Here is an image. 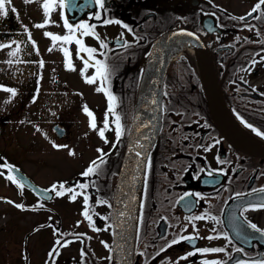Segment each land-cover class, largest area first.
Returning a JSON list of instances; mask_svg holds the SVG:
<instances>
[{"label":"flooded vegetation","instance_id":"1","mask_svg":"<svg viewBox=\"0 0 264 264\" xmlns=\"http://www.w3.org/2000/svg\"><path fill=\"white\" fill-rule=\"evenodd\" d=\"M258 2L106 0V18L127 24L129 32L119 24L90 19L97 11L91 0H68L69 7L51 13L44 28L34 27L44 22L43 0H11L9 14L0 17V43L15 41L20 51L14 63H6L16 95L5 92L4 99L15 106L18 120L46 121L49 145L62 149L68 166L41 181L38 172L48 166L27 167L36 152L17 151L33 140L19 142L12 135L15 125L0 117V129L15 141L0 147V165L16 168L51 193L50 198V193L41 196L12 171L24 184L18 188L7 179L8 167H0V264H117L116 243L129 246L131 264L264 260V236L247 224L264 231V210L241 214L264 199V5L252 12ZM61 11L73 25L95 24L108 45L102 49L98 40L83 38L86 46L97 49L95 59L108 65L103 87L116 97L113 113L108 112L105 93L96 91L102 82H85L84 76L95 75V67L81 75L84 65L74 42L58 41L48 51L53 42L45 32L67 34ZM124 42L129 47H121ZM62 46L68 48L75 70L66 68ZM253 60L260 62L253 65ZM85 105L93 113L95 130ZM116 115L123 129L119 141ZM105 119L109 127L102 139L98 132ZM239 131L256 143L244 140ZM98 149L107 154L105 162L96 174L83 177L93 160L100 163ZM45 150L40 158L48 164ZM78 183L89 187L79 189ZM60 184L89 196L93 225L100 231L82 215L83 195L71 201V193L56 196L51 191L53 185L60 190ZM200 215L205 219L189 220ZM190 235L198 238L168 246ZM57 240L67 246L57 245ZM54 246L59 255L50 260ZM205 248L225 251L196 252ZM189 252L196 254L187 256Z\"/></svg>","mask_w":264,"mask_h":264},{"label":"snow or ice","instance_id":"2","mask_svg":"<svg viewBox=\"0 0 264 264\" xmlns=\"http://www.w3.org/2000/svg\"><path fill=\"white\" fill-rule=\"evenodd\" d=\"M10 2H11V0H0V17H6L9 14V7H7V5L10 4ZM32 2H33V0H24L25 4H29ZM37 2H38V0H37ZM91 3L97 7V11L90 17V19L100 21L102 23V25H109V24H113V23L119 24L122 27L126 28L129 32H132V29L127 24H123L122 21L106 18L107 17V8L105 6L106 0H91ZM262 5H264V0H259V2L253 7L252 12L258 11ZM41 7L43 10V14H44L45 19H44L43 23L34 25V27H36V28L46 27L51 22V13H53L57 9L63 10V9L68 8L69 4H68V0H43ZM81 7H83V6H81ZM11 11L13 13H15L16 9L13 7V8H11ZM249 15H251V13H249ZM61 17L63 20V27L67 30V34L60 36V35H54L51 32H45L44 35L46 37H50L51 41L53 42L52 48H49L48 51H52L53 48L56 47V42H58V41L61 42L62 45H67V44H71L74 42L77 45V56L83 61V65H84L83 69H81V75L84 76L85 71L89 67H95V75L92 77L84 76L85 82L88 84H93L96 82L97 79H99L102 82L101 86L98 87L96 89V91L105 93V95L107 96V99H108V112L113 113L116 97L113 96L111 94V92L106 91V89L103 87V83L106 82L109 78L108 65L101 60L95 59L94 54L97 53V49L86 46L83 38L84 37H92V38L98 40L100 42V48H102V49H107L108 45L105 43V41L103 39L100 38V36L95 31V29H96L95 24H89L87 22H80L76 25H73V24L69 23V20L66 16H64L63 11H61ZM241 19H243V18H241ZM187 35L192 36L193 34L187 33ZM29 40H31L30 34H29ZM13 43H15V41H13ZM32 43H33V47H34L35 42L33 41ZM120 46L124 47V48L129 47L127 42L122 43ZM3 47H10V45L0 44V48H3ZM60 50L64 54L66 68L68 70H75L73 67L72 61L70 59V53H69L68 48L62 46L60 48ZM19 51H20V48H19V45H17L16 49L11 51L9 53V55L12 57H16ZM81 53L86 54V58H85V56H81L80 55ZM99 54L104 55V53H99ZM261 59H262V61H264V57H262ZM93 61H94V63H92ZM12 62H13L12 60L7 61V63H9V64H11ZM258 62H260V61L253 60L252 64L255 65ZM40 66L43 67L42 61L40 62ZM3 90L6 92H10L12 96L16 95L15 89L4 88ZM83 111L90 118V122H89L90 127L95 130L97 125H96L93 113L88 109V107L86 105L83 107ZM246 126L249 128L252 127L249 124H246ZM108 127H109L108 120L105 119L103 129L99 130V132H98V135L100 136V138H102V139L105 138V130H107ZM115 129H116L115 135H116L117 141H119L121 136L123 135V129H122V126L120 124V116L119 115L115 116ZM252 130L256 131V129H254V128ZM256 134L262 135V133H260L258 131H256ZM105 142L107 143L106 139H105ZM53 147L61 148V147H66V146L54 144ZM97 151L101 153V155L98 157V160L100 161V163H98L97 160H93L91 162V165L81 174L83 177H90L93 174H96L97 170L100 168V164L105 162L104 157L107 154L103 153L101 149H98ZM70 154H72V153H70ZM136 155L140 156V153L137 152ZM0 167H8V166L7 165H0ZM146 167L150 168V160H149L148 164L146 165ZM8 171L10 174L7 176V179L9 181H11L13 184H16L18 188L23 189L24 184L21 183V181L18 180L16 178V176L11 174L13 169L8 167ZM0 175H3V173L0 172ZM76 187H78L79 189H87L89 187V185L87 183H78L76 185ZM59 189L60 190H57V186L53 185L51 191L55 192L56 196H63V195H65V192L71 193V196H70L71 201H75L78 195H83L84 209L85 210L82 212V215L85 219H87L89 224L91 226H93L94 231H100L101 229H97L93 225L92 215L90 214L91 210L88 206L89 205V196L84 195L81 192H77L75 190V188H73V187H69V188L65 189L64 184H60ZM260 191H264V189H261ZM186 195H189V194H186ZM180 199L184 200L185 197L182 196ZM99 203L100 204H106L107 202L104 200H100ZM15 206L17 208L23 209V205L17 204ZM187 206L190 207V205H187ZM259 210H264V199H262L258 204H250L248 207L243 208L241 214L243 215V213L247 212V211H259ZM207 218L211 219V220H216V217H213L210 215ZM104 219H107V218L105 217ZM204 219H205L204 215L189 217L190 221L191 220H204ZM247 224H248L249 228H251L255 232L260 233L262 236H264V231L259 229L256 224L251 223V222H247ZM109 227H111V225ZM197 238L198 237L190 235V236L181 237L179 239H173L168 246L171 247L172 245L179 244V243H181L182 240L192 242ZM206 238L211 240V239H214L216 237L208 236ZM56 244L61 245V241L57 240ZM61 246L66 247L67 242H65ZM105 246L108 247L107 245H105ZM110 251H111V249H110ZM223 251H225V249H223V248L196 249V252H200V253L223 252ZM196 252H189V253H187V256H193L196 254ZM55 255H59V252H58V249L54 246L53 249L48 254L49 259L52 260ZM81 255L83 256V255H85V253L82 251ZM187 256L180 257L179 259H186ZM53 264H54V261H53ZM204 264H209V262L205 261ZM211 264H218V262L213 261V262H211ZM240 264H247V262H240ZM251 264H264V260H255V261H252Z\"/></svg>","mask_w":264,"mask_h":264},{"label":"rangeland","instance_id":"3","mask_svg":"<svg viewBox=\"0 0 264 264\" xmlns=\"http://www.w3.org/2000/svg\"><path fill=\"white\" fill-rule=\"evenodd\" d=\"M0 44L10 45V47L0 48V112H2L0 113V117L5 122L7 121L11 125H15L12 135H16L19 139V142L29 141L30 139L33 140L31 146L20 148L17 151L25 155H32L36 152L37 158L33 159L32 163L26 165L30 168L34 166L38 168L42 167L43 165H47V168H44V170H40L38 172V177L41 178L40 180L45 181L48 178V175L54 177L61 173L62 169L68 166V161L63 159L62 149L55 150L50 147L48 142L50 138L46 131V121L43 119L35 121L18 120L16 116L19 118L21 117L17 113H14L15 106L8 100L4 99V94L6 91L3 89L11 88L15 85L12 77L7 78L12 69L6 67L7 61H9V58H12L9 53L15 50V45L13 42L8 44L7 40L1 42ZM14 59H16V57L12 59V63H14ZM8 109H10V111L7 112ZM4 132L5 131L0 129V147L5 145H14L13 143L15 141L12 140L11 133H5L4 135ZM40 144H43L41 148L39 147ZM42 150L46 151L45 154H49V156L46 158L48 164L44 163V157L40 158L43 155Z\"/></svg>","mask_w":264,"mask_h":264},{"label":"water","instance_id":"4","mask_svg":"<svg viewBox=\"0 0 264 264\" xmlns=\"http://www.w3.org/2000/svg\"><path fill=\"white\" fill-rule=\"evenodd\" d=\"M14 173L17 174L25 184L31 186L32 189H34L38 194H40L41 196L44 197V193L49 194L50 191L47 189H44L38 185H36L35 183H33L28 176H26L25 174H23L21 171L17 170L16 168H12ZM51 193L49 195L50 198ZM116 253H117V263L118 264H131L130 263V249L129 246H127V244H122L120 243V245H118L116 243ZM231 262V261H230Z\"/></svg>","mask_w":264,"mask_h":264},{"label":"bare ground","instance_id":"5","mask_svg":"<svg viewBox=\"0 0 264 264\" xmlns=\"http://www.w3.org/2000/svg\"><path fill=\"white\" fill-rule=\"evenodd\" d=\"M197 63H198V66L201 68L202 67V63H201L199 58H197ZM239 133H240V135L242 136V138L244 140H246L248 142L256 143L254 140L249 139L248 137H246L242 132L239 131ZM124 216H125V230L128 233L129 232V226H130V212H129L128 198H127V200L125 202Z\"/></svg>","mask_w":264,"mask_h":264}]
</instances>
